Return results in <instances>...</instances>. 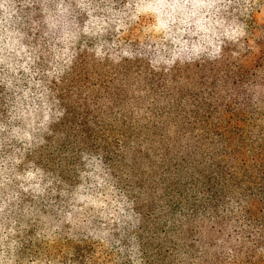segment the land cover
<instances>
[{"label": "clouds", "instance_id": "1", "mask_svg": "<svg viewBox=\"0 0 264 264\" xmlns=\"http://www.w3.org/2000/svg\"><path fill=\"white\" fill-rule=\"evenodd\" d=\"M118 2L0 0V72L4 73L0 85L12 97H6L8 121L0 123V132L6 134V142L15 139L24 149L15 148L0 167V216L4 218L0 223V264H61L64 256L56 253L57 246L66 239L76 240L79 235L98 241L110 264H121L125 258L132 264H146L142 253L137 254L134 246L126 249L121 240L127 232L128 238L136 241L144 231L143 226L152 221L163 225L154 243L164 240L167 233L168 239L176 244L167 257L171 264H201L203 249L192 258L180 247V232L188 229V216L181 212L174 217L170 215V206L160 199L161 181L166 186L170 179L185 189L187 195L181 192L176 195L187 212L204 197L192 184L200 177L205 161L223 155L230 171L238 176L253 163L258 167L264 164V152L259 148L264 144V0H243V11L239 17L234 16L227 28L222 19L214 17L221 9L232 15L228 9L233 0H123L122 6L113 11ZM75 9L88 16L82 27L76 21L79 13ZM145 16H151L153 22L141 25ZM110 24L115 25L116 37L106 45L107 51H102L103 42L92 48L82 45L77 51L75 46L82 34L99 36ZM21 29H28L33 35L39 31L43 37L51 36L63 45L57 49L53 43L54 61L59 63L54 62L52 71L47 73L59 86L55 92L32 79L38 74V70L29 67L35 50L30 52L21 43L26 35ZM218 29H223L219 35L231 41L234 48L225 50ZM85 51L90 65L121 70V75L126 76L123 86L129 101L122 111L130 114L134 122L149 127L155 124L161 130L154 140L142 144L147 158L137 160L129 152L126 167L115 180L110 171L96 167L101 164L97 156L80 153V159L87 162L85 168L89 169L79 173L81 181L85 174L97 185L104 178L109 191L114 183H119L116 189L121 194L119 207L110 205L119 217V228L101 226L98 230L93 226L99 209L90 200L80 199L81 184L65 207L54 210L55 216L44 215L27 205L20 208L21 193L31 194L35 199L37 195L43 196L44 189L52 183L48 180L40 186L44 172L35 166V160L28 161L23 172L17 171V166L24 163L25 151L36 152L47 143L42 134L53 135L50 125L65 116L67 108L57 99L60 89L67 94L65 104L74 107L85 102L91 104L92 88L82 85L79 78L78 56ZM21 59L23 63H19ZM225 64L237 71L242 69L244 78L226 80L221 70ZM19 70L27 74L28 87L21 86V78L16 75ZM100 103L106 108L112 104L106 98ZM116 111L119 114L120 109ZM221 111L229 126L232 117L239 118L231 144L220 139L223 127L217 116ZM15 121L20 124L13 126ZM89 161L92 167H88ZM224 200L223 205L216 206L218 217L211 216V207L207 212H197L196 224L201 233L215 229L217 219L224 218L226 229L215 243L227 256L228 264H248L249 260L252 264H264V243H260L264 240V222L245 223L240 218L244 209L252 206L243 185L239 188L232 185ZM149 203H155L156 208L145 220L138 209ZM13 217L31 219L38 225L35 234L25 237L30 226L19 222L17 227L18 219ZM113 232H119L120 238H113L110 235ZM37 244L42 248L34 255ZM73 254L67 253V264H72ZM86 264H90L87 259Z\"/></svg>", "mask_w": 264, "mask_h": 264}, {"label": "trees", "instance_id": "2", "mask_svg": "<svg viewBox=\"0 0 264 264\" xmlns=\"http://www.w3.org/2000/svg\"><path fill=\"white\" fill-rule=\"evenodd\" d=\"M75 12L79 13V15L76 16V21L82 27L88 19V16L80 12L79 9H75ZM94 15H96V13H94ZM21 31L26 33L21 43L24 44L30 52L31 50H35L33 63L29 67L32 71L38 70V74L33 76L32 79L40 81L42 85L55 92L59 86L56 84L54 78L50 80L47 73L52 71V64L54 62L59 63L54 61L56 53L52 51L53 43H55L57 49H62L63 45L55 42L54 38L51 36L43 37L42 33L39 31L36 32L35 35H33L31 31H28V29H21ZM28 37H31V39L29 40ZM79 39L76 44H78ZM75 47L79 52L81 45ZM81 56L82 52L78 56L79 68L81 66ZM19 63H23V59H21ZM222 71L226 80H233L237 77L240 79L244 78L242 69L240 71H231L230 69H224ZM11 75L12 74L9 73V76ZM16 75L21 78V86L28 87L27 74L24 73L23 70H19ZM3 76L4 73L0 72V78H3ZM82 76V71L79 69L80 82L85 87L90 86L89 83L87 84L85 80L81 79ZM113 83L112 81L110 86L101 81L97 88L92 89V92L89 94L91 104L85 102L83 106L75 107L64 103L67 94L64 92V89L61 88L57 94V99L61 101L62 107L67 108L65 116L59 123L50 125L53 135H48L47 133L42 134L43 138L47 141L44 146L36 152L25 151V160H35V166L43 169L44 175L41 177L40 186L43 187L48 180H52L51 185H49L50 188L47 187L49 189H44L43 196L45 197V205L42 206L44 207V212L42 214L55 216L54 210L65 207L71 200L77 185L80 183L77 181L75 182L70 173L78 171L79 168H83L84 171L89 170L85 168L87 162L80 159V153L97 156V158L101 160V164L96 165V167H104L106 171H110L114 180L117 176L115 170L124 169L126 167V153L131 152L130 141L133 140L135 136L132 124L122 122L121 125H116L114 122L105 123V121L101 119L104 112L111 114V109L115 105L122 103L125 97V93L119 89V87L112 85ZM33 91H35L34 85ZM6 97L12 98L11 92H6L3 85H0V123H6L8 121ZM105 98L113 103L107 108H103L100 104V101ZM225 117L226 115L222 111L217 117L223 127V131L220 133V139L221 141L227 140L228 143L231 144L235 139L233 134L238 131L236 124L239 122V118L235 116V118L232 117L233 123L232 126H229L228 118L225 120ZM19 124V121L13 122V126ZM5 135V133L0 132L1 144H3L2 142H6L4 140ZM8 142L9 144L15 142L19 143L14 149L19 148L22 151L24 150L21 142H17L15 139L7 141L6 143ZM241 143L243 142L241 141ZM259 148L261 152H264V144L259 145ZM220 151L223 153L224 149ZM32 153H36L35 159H31ZM131 155L134 159L139 160L142 156L147 158L148 154L146 151L141 150V143H138L131 152ZM259 155L260 154L257 153L258 157ZM92 166L93 163L89 161L88 167ZM50 167L54 168V174L51 176L45 173L49 171ZM23 171L24 170H21L20 172ZM66 171L70 173H66ZM86 175L87 174H85V178H83L84 181L80 185L78 194H80V199L90 200L91 204L99 209L98 217L92 220L93 226L98 230L101 226L105 229L109 227H121L118 223L119 217L117 213L112 211L110 207V205L119 207L118 201L121 194L116 190V185H119V183L117 182L116 185H113L109 191L105 188L107 184L106 179L101 178L97 185L93 184ZM171 175L172 173L169 172V177H171ZM161 184L163 185V196L160 199H163L164 202L170 206V215L172 216L181 203V198H178L176 193L181 192L184 193V195H187V193L181 185L172 183L170 179L166 186L163 180ZM232 185H235L237 188L243 185V192L247 193L252 201V206L245 208L242 215L245 223H258L260 219L255 215V211H258V209L262 208L264 205V164L258 167L256 163H253L251 168H245L243 174L238 176L236 173L230 171V165L223 155L214 156L210 162L205 161L200 177L192 184V188L204 193V197L202 200L192 204L189 211L186 212L188 222L197 216V212H207L209 207L212 209L211 216L218 217L219 213L216 210V206L225 203L224 196L232 190ZM0 191L2 192V190ZM43 196L37 195L36 198L33 199L31 194L21 193L20 208L27 205L30 208L36 209L37 206L40 205V200ZM0 199H2V197H0ZM155 208V203H149L138 210L145 216V220H148V218L154 214ZM13 218L18 219L17 227L19 226V222L27 223L30 226L25 231V237L35 234L38 225L33 223L31 219L24 221L19 217ZM3 219V216H0V223L3 222ZM226 223L227 221L224 218L217 219V232L221 233L222 227L225 226ZM143 227L144 232L149 235L146 241H132L128 238V233L126 232L121 242L125 245L126 249L134 246L137 254H143L141 258L146 261V264H152L154 257L156 259H160L161 257L163 240L155 246L152 245H154V240L158 236V232L163 231V227L155 221ZM189 230L191 237H194L197 229L189 228ZM110 235L113 238H120L119 232H113L110 233ZM194 240L196 239H193L188 245V247H190L189 249L195 247V242L197 241ZM41 248L42 246L37 244L33 254L35 255ZM68 252L74 253L71 257L72 264H86V259L90 261V264H110L108 256L105 255L106 250H101L98 241L92 240L91 237L84 239L83 235H79L76 240L66 239L62 245H58L56 253H63L64 256L61 264H67V260L69 259L67 255ZM165 253L166 251H164L163 255ZM108 255L110 256V253ZM127 255H131V253H126V256ZM93 257H95V259H93ZM215 260L217 263H220L219 258L216 257ZM121 264H132V261L125 258L121 261Z\"/></svg>", "mask_w": 264, "mask_h": 264}, {"label": "rangeland", "instance_id": "3", "mask_svg": "<svg viewBox=\"0 0 264 264\" xmlns=\"http://www.w3.org/2000/svg\"><path fill=\"white\" fill-rule=\"evenodd\" d=\"M96 2H100V0H96ZM123 0H119L118 3L114 4L113 7V11H117L121 6H122ZM101 6H103V4H101ZM243 0H233V2L231 3L229 9H228V13H232V15H229L227 13H225L223 11V9H221V12L217 15V17H214V19H222L224 21V27L227 28L229 26V24L231 23V21L233 20L234 16L235 17H239L240 13L243 11ZM100 15H105L103 13H96V16H100ZM207 19V17H206ZM152 17L151 16H145L144 18H142L141 20V25H145V24H150L152 23ZM115 28L114 24H110L99 36H86L83 35L80 37L79 42L77 45H83L86 48H92L95 47L97 44L103 42L105 47L102 49V51H107V44H111L113 42V40L116 37V33L113 30ZM223 31V29H218L217 30V35L219 37V40L222 41L223 46L225 47V50H227L228 48H234L235 45L229 41L225 36L219 35V33ZM185 39H187V36L184 37ZM195 39V37L193 38ZM145 43L147 44L148 41L146 40ZM224 69H230L231 71H237L236 69H234L233 67L225 64L223 67ZM82 71L83 76L81 77L82 80H85L86 83L90 84L92 89H96L98 84L103 81L104 83H107L108 85L111 86V82L113 81L114 83L112 85L119 87V89H121L124 93H125V97L123 98V102L120 103L119 105H113L114 107L111 109V114L104 112L102 114V121H105V123H109V122H114L116 125H121L122 122H126V123H131L132 127H133V131H134V139L130 141V147H131V152L133 151V145H137L138 143L142 144L145 141H150V140H154L157 135L160 133V128H158L155 124H153L151 127L147 126V125H142L139 123V121H133L132 117L130 114L128 113H124L122 111V107L129 101V97L127 95V92L123 86L124 80L126 79V76L121 75V70H117V69H113V70H106L105 67L103 65H101L99 68H97L95 65H90L89 62V57L87 52H82V56H81V66L79 68ZM116 73V74H114ZM86 77V78H85ZM156 77H153V80H155ZM110 82V83H109ZM101 104V103H100ZM113 104V103H112ZM111 104V105H112ZM103 106V108H106L104 104H101ZM116 109H120L119 114H117ZM218 117V116H217ZM235 118V117H234ZM203 119V118H202ZM225 120H227V117L224 118ZM183 125V122H182ZM3 144L0 143V167H2V160L6 157L12 154V150L14 149L15 146H17L19 143H13V144H9L6 142H2ZM130 152V153H131ZM17 156L19 155L18 153H16ZM34 154V156H33ZM129 152L126 153V158L128 156ZM36 153H32L31 155V159H35ZM144 158H146L145 156H142V158L139 160H143ZM28 164V160H24V163L20 164L17 166V171H21V170H25L26 165ZM123 169H117L115 170V173H117V175L122 171ZM84 171L83 168H79L78 171H75L74 173H70L68 171H66V173H70L72 174V178L73 180L78 183H82L84 180L82 178L83 181H81L79 179V173ZM47 175H53L54 174V168L50 167L49 171L45 172ZM114 173V172H113ZM112 176V175H111ZM113 178V177H112ZM114 180V179H113ZM177 184V183H176ZM114 185H116V183H114ZM179 185V184H177ZM117 189H119V185H116ZM160 187L163 188V185L160 184ZM50 188V186H49ZM49 188H45V189H49ZM1 192V191H0ZM43 205H45V197L43 196L40 200V205L37 206L36 209H39L40 213L44 212V207H42ZM176 212H181L183 215H186V211H183L182 207H181V203L179 204V208L175 211ZM175 213L172 215L173 217L175 216ZM255 215L260 219V222H264V205L262 206V208L258 209V211H255ZM243 219V217H240ZM196 220H197V216H195L193 218V220L189 221V227L186 231H181L180 232V237L182 240V244L180 245L181 249L185 252L188 253L189 257L195 258L197 256L198 253H201V249H203V252L200 255V260H201V264H228L227 261V256L225 255V253L221 250L220 247L216 246V239L219 238V236L223 235V232L226 229L227 223L225 224V226L222 227L221 233L217 232L218 227H216L215 229L213 228H209L207 230V233H201L200 228L197 226L196 224ZM161 225V224H160ZM163 227V225H162ZM189 228L192 229H197V232L195 233L194 237H191V235L189 234ZM170 232L172 231L171 229L169 230ZM149 237V235L146 232H141L138 237L136 242L142 240V241H146V239ZM193 239H196L194 241L196 245L195 247H193V249H189L190 247H188V245L191 243V241H193ZM260 243H264V240H261ZM157 243H154L155 246ZM207 244L208 247L205 248L204 245ZM199 245V247H198ZM176 244L174 241L168 239L167 233L165 234V239L163 240L162 243V253H161V257L160 259H156L155 257L153 258V262L152 264H171V261L167 259V257L171 256V249L175 248ZM215 248L216 250L213 251L211 249ZM164 251H166V253L163 255ZM216 257L219 258L220 263L216 262ZM248 264H252V261L249 260Z\"/></svg>", "mask_w": 264, "mask_h": 264}]
</instances>
